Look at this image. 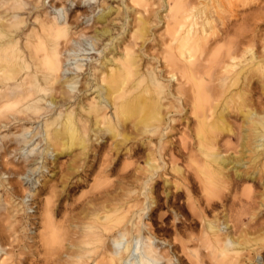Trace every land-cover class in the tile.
<instances>
[{
  "label": "rangeland",
  "instance_id": "rangeland-1",
  "mask_svg": "<svg viewBox=\"0 0 264 264\" xmlns=\"http://www.w3.org/2000/svg\"><path fill=\"white\" fill-rule=\"evenodd\" d=\"M44 2L42 9L50 18H57L61 22L67 19L70 25L69 41L66 44L62 42L64 62L61 80L77 76V90H82L68 99L62 109L78 108L79 104H87L91 97L97 98V92H92L94 89H90L85 82L91 81L94 84L90 68L103 59L108 46L112 48L118 44L119 52L120 44L133 45L141 60V67L149 64L159 70L162 77L166 75L161 58L165 43L169 40L164 22L167 0ZM106 7H111L112 10L105 21L100 20L98 15ZM27 14L19 15L14 20L26 18L28 27H32L33 18L29 20L31 15ZM233 14L226 25L218 22L215 24L218 35L210 34L204 42L189 47L191 57L196 60L200 58L202 62L198 66L199 76L211 96L207 122L215 136L216 152L243 163L225 166L229 181L235 184L218 189L219 197L212 199L216 204L207 206L202 163L197 160L198 156L195 160L199 139L198 121L192 113L191 103H182L179 95H173L176 87L173 80L169 90L173 94L170 93L165 100L172 107L162 109L163 134L151 137L144 133L138 134L133 122L126 120L125 139L104 133L95 141L92 136V146L85 157L76 155L79 152L77 147L57 154L49 150L44 162L46 168H40L45 146L40 134L34 135L26 144L17 143V140H23V136L14 129L17 123H13L9 132L2 127L0 146L10 140L6 143L9 150L16 146L20 148L8 156L7 160L13 164L7 167L24 169V175L17 177L21 180L20 186L18 185L20 191L14 197L18 211L14 227L18 246L14 249V254H21V258L25 259L23 264H61L69 260L65 256L63 261L56 260L58 256L49 259L40 246L43 203L40 204L38 200L47 197L52 200L51 210L57 213L54 215L57 227L69 236L68 240L63 241L62 252L71 250L69 238L81 237L82 228L92 222V213L102 214L104 209L115 210L110 219L114 226L110 232L112 235L119 227H131L133 222L138 221L139 209L148 206L139 219L140 238L151 236L158 254V264H168V260L171 264H264V152L257 156L253 141L258 125L252 124L247 114L251 110L264 112V76L256 70L247 81L240 78L239 83L230 89L231 92H241L240 98L234 97L232 100L229 95L227 99L217 95L220 88L216 78L220 70L217 62L222 55V48H218L222 45L231 47L232 44L244 51L243 58H239L242 59L241 63L237 61L238 65L236 64L233 72L238 69L243 70L241 74H245L251 68L250 65L257 61L256 58L264 61V0H248L245 5L235 8ZM138 20L145 28L142 37L133 39L131 34L136 29ZM102 28L109 29V34L99 36L98 32ZM172 45L173 50L174 45L176 46L175 53L180 50L175 43ZM113 54L119 53L114 50L108 56ZM251 55L256 58L252 59ZM76 65H80L81 69H76ZM189 86L191 85L188 83L185 87ZM55 95L60 97L58 92ZM226 100L229 103H225ZM46 105L51 106L48 103ZM53 110L47 114L48 117ZM106 111L108 114L112 113L109 105ZM212 121L215 123L211 125ZM28 126L31 129L26 134V139H30L33 132L40 129L41 123ZM137 144L141 149L137 150ZM152 154L156 157L155 161H151ZM150 164L155 167L152 176V172L147 173ZM256 171L259 172L252 174ZM237 173L241 176L237 177ZM250 174L252 175L249 176ZM8 177L10 176L4 175L0 179ZM41 186L45 190L38 194ZM144 188L146 193L152 191L151 197L158 195L156 201L159 206L155 209V214L150 211L155 204L150 205L149 198H144L142 194ZM176 192H181L182 195L175 200L176 203H172ZM3 198L2 196V204L7 205ZM130 205L131 208L128 209ZM208 221L220 226L222 238L237 240L240 245L223 252L218 247L205 244L203 239L207 235L205 228ZM136 236L132 229L123 241L133 239L134 244ZM109 242L112 243L111 239ZM2 254L0 248V255Z\"/></svg>",
  "mask_w": 264,
  "mask_h": 264
},
{
  "label": "bare ground",
  "instance_id": "bare-ground-1",
  "mask_svg": "<svg viewBox=\"0 0 264 264\" xmlns=\"http://www.w3.org/2000/svg\"><path fill=\"white\" fill-rule=\"evenodd\" d=\"M246 1L248 0H173L172 2L167 0L164 22L165 30L169 33V40L165 43L161 58L166 68L164 71H167L166 75L162 77L163 74L160 75L159 70L149 64L141 67V60L135 53L133 45L125 43L122 46L120 44L121 51L119 52L118 44L112 48L108 46L105 49L108 52L103 55V59L90 68L89 73L95 80L94 84L91 81L85 82L90 89H94L92 92H97V98L91 97L87 104H79L78 108L62 109L68 99L82 91L77 90L79 89L76 87L77 76L64 77L61 80L64 62L62 42L66 44L69 41L70 25L67 19L61 22L57 18H50L42 9L44 0H0V130L3 127L9 132L13 123H17L14 129L16 128L19 135L23 136V140H17V143L24 144L28 143L34 135L40 134L41 141L45 142L41 169L46 168L44 162L49 150L57 154L77 147L79 152L76 155L85 157L92 146V136L95 137V141L104 133L125 139L126 120L133 122L138 134L144 133L150 137L163 134L162 109L168 110L172 107L165 100L170 96L169 90L173 80L176 82V87L174 94H171L179 95V101L182 103L190 102L192 113L197 118L199 139L195 160L198 156L197 160L202 163L203 190L207 206L215 205L212 199L219 197L217 190L235 184L229 181L225 166L236 163L242 165L243 163L241 160L236 161L235 159V162L231 158H225L216 152L215 136L208 128L207 122L211 110L208 106L211 96L199 76L198 66L202 62L200 58L196 60L191 57L190 47L197 45L198 42H204L210 34L214 35L216 33L214 26L217 22L221 25L229 23L235 8L242 4L245 5ZM111 10V7L104 8L98 18L105 21ZM22 14L31 15L28 19L33 18L32 27H28L26 18L19 17L14 20ZM144 28V24L138 20L131 37L133 39L142 37ZM109 31L107 28H102L98 34L104 36L109 34ZM174 43L180 49L176 53L174 52L175 45L174 50L172 49ZM221 48L222 55L217 62L220 69L216 77L220 88L217 95L224 96L226 99L229 95L231 100L234 97L240 98L241 92H233V90L231 92L230 89L239 83L240 78L247 81L253 73H256V70L264 76V61H259L251 55V58H256L257 61L250 65L251 68H248L245 74H241L243 70L238 69L233 72L232 70L237 67L239 61L241 63L242 59L239 60V58L242 57L244 51L232 44L231 47L222 45L218 49ZM114 50L119 54L108 56L109 52ZM76 69H81V66L76 65ZM188 83L191 86L186 88ZM55 91L60 94V97L55 95ZM47 103L51 106L48 107ZM225 103H229L228 100ZM108 105L112 109L111 114L106 111ZM52 110V115L48 117L47 114ZM247 114L252 124L258 125L257 128L255 127L258 132H255L253 146L257 151V156H260L264 152V130L261 129L264 128V112L262 110V113L260 111L258 113L251 110ZM34 123H41L40 129L34 131L30 139H26V134L31 129L28 125ZM214 123L215 121H212L211 125ZM4 136L6 138V135ZM9 141L3 142L0 146V176L11 177L0 179L2 190V195L0 190V248L3 251L0 255V264H23L25 259L21 258V254H14V249L18 246L14 228L15 214L18 211L15 208L14 197L20 191L18 185L20 186L21 180L17 177L24 175V169L7 167L13 164L12 161L7 160L8 156L20 150L17 146L9 150V146H6ZM136 146L137 150L141 147L138 144ZM153 155L151 161L156 160ZM148 167L150 169L146 172H152L150 173L152 176L155 173L153 172L155 167L152 164ZM240 176L241 174L237 173V177ZM259 179L261 180V177ZM44 190L41 186L38 194ZM151 193L150 190L146 193L145 188L142 192L144 198H149L150 205L155 204L150 210L153 213L159 204L156 201L157 194L151 197ZM180 195H182L181 192L174 193V200L171 202L176 203L175 200ZM2 196L7 205L2 204ZM38 202L43 203L40 219L42 229L39 233L40 246L49 259L53 256H58L56 259L58 261H63V256L69 258L61 264H158V254L151 236L140 238L139 219L148 206H142L139 209L138 221L133 222L131 227H119L112 235L110 232L114 226L110 223V219L115 210L104 209L102 214L92 213V222L82 228L81 237L69 238L71 250L62 252L63 241L68 240L69 236H66L54 221V215L57 213L51 210V197L38 200ZM130 208L131 205L128 209ZM132 229L137 234L134 244L133 239L123 241ZM205 233L207 235L203 242L209 246L218 247L223 252L240 245L237 240L222 238L220 226L212 221L207 222ZM110 239L112 243L109 242ZM21 248L24 249V247ZM168 264H171L169 260Z\"/></svg>",
  "mask_w": 264,
  "mask_h": 264
}]
</instances>
